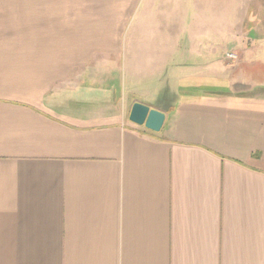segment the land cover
Wrapping results in <instances>:
<instances>
[{"label":"crops","instance_id":"crops-1","mask_svg":"<svg viewBox=\"0 0 264 264\" xmlns=\"http://www.w3.org/2000/svg\"><path fill=\"white\" fill-rule=\"evenodd\" d=\"M0 264H264V0H0Z\"/></svg>","mask_w":264,"mask_h":264},{"label":"water","instance_id":"water-1","mask_svg":"<svg viewBox=\"0 0 264 264\" xmlns=\"http://www.w3.org/2000/svg\"><path fill=\"white\" fill-rule=\"evenodd\" d=\"M129 121L151 132L158 133L165 121V115L143 104L134 103L129 114Z\"/></svg>","mask_w":264,"mask_h":264},{"label":"built area","instance_id":"built-area-1","mask_svg":"<svg viewBox=\"0 0 264 264\" xmlns=\"http://www.w3.org/2000/svg\"><path fill=\"white\" fill-rule=\"evenodd\" d=\"M226 57L228 59H231V60H234L235 59V55L234 54H228V55H226Z\"/></svg>","mask_w":264,"mask_h":264}]
</instances>
